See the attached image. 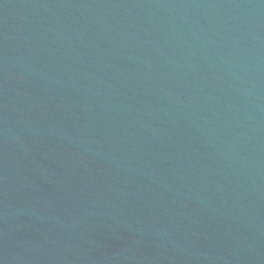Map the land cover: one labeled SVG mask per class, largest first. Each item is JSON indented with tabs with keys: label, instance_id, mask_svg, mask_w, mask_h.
<instances>
[{
	"label": "water",
	"instance_id": "1",
	"mask_svg": "<svg viewBox=\"0 0 264 264\" xmlns=\"http://www.w3.org/2000/svg\"><path fill=\"white\" fill-rule=\"evenodd\" d=\"M0 264H264V0H0Z\"/></svg>",
	"mask_w": 264,
	"mask_h": 264
}]
</instances>
